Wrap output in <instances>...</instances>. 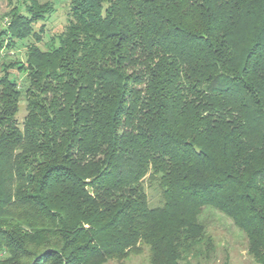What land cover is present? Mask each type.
I'll use <instances>...</instances> for the list:
<instances>
[{
  "label": "trees",
  "instance_id": "16d2710c",
  "mask_svg": "<svg viewBox=\"0 0 264 264\" xmlns=\"http://www.w3.org/2000/svg\"><path fill=\"white\" fill-rule=\"evenodd\" d=\"M52 10L0 26V264L208 261L204 209L264 264V0H69L40 48Z\"/></svg>",
  "mask_w": 264,
  "mask_h": 264
},
{
  "label": "rangeland",
  "instance_id": "374dc122",
  "mask_svg": "<svg viewBox=\"0 0 264 264\" xmlns=\"http://www.w3.org/2000/svg\"><path fill=\"white\" fill-rule=\"evenodd\" d=\"M41 2L49 3L53 7L52 12L44 20L38 21L33 25V32L40 39L38 46L44 48V44H48L52 40L56 43L57 37L65 30L68 23L69 0H41ZM20 5L21 0H0L1 28L4 27L7 21V18L3 16L12 8H17ZM23 8L18 9L22 14H24ZM31 42H36V40L31 38L24 43L16 41L17 52H14L15 56L21 60L24 59V45ZM9 56L13 58V55ZM19 83L21 85V81ZM25 115V102L22 101L19 104L16 115V120L19 124L22 123ZM201 220L206 225L207 234L214 241L215 251L208 261L202 259L198 261L192 260V264H255L252 257L247 254L246 238L237 231L227 218L213 210L204 209ZM107 264H148V262L146 254H142L131 256L121 263L110 261Z\"/></svg>",
  "mask_w": 264,
  "mask_h": 264
}]
</instances>
